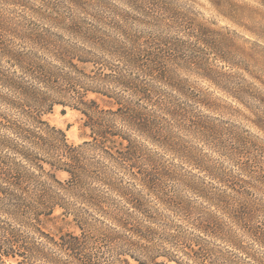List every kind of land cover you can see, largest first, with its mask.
<instances>
[{"label":"trees","instance_id":"obj_1","mask_svg":"<svg viewBox=\"0 0 264 264\" xmlns=\"http://www.w3.org/2000/svg\"><path fill=\"white\" fill-rule=\"evenodd\" d=\"M65 2L0 0V264H264V143L215 97L264 133L230 70L264 73L181 0Z\"/></svg>","mask_w":264,"mask_h":264},{"label":"rangeland","instance_id":"obj_2","mask_svg":"<svg viewBox=\"0 0 264 264\" xmlns=\"http://www.w3.org/2000/svg\"><path fill=\"white\" fill-rule=\"evenodd\" d=\"M59 1L63 3L65 9L70 6L65 0ZM108 1L114 2V0ZM56 2L57 0H51L53 4ZM180 3L192 8L199 14L201 21L214 24L212 27L218 30L221 37L227 41V50L234 57H230L233 64H238L239 67L249 64L255 76L262 80L264 73L262 71L264 69V0H181ZM219 50L224 51L222 47ZM230 71L244 78L258 93L264 95V87L258 79L252 78L241 68ZM191 80L198 83L200 88L213 91L209 84L195 78ZM215 97L222 98L226 106L232 105L241 113V115L235 112L234 115H226L223 117L226 122L247 130L249 135L258 137L264 143V133L260 132L251 122L255 120L253 115L241 105L231 104L230 100L221 94L216 93ZM250 104L264 112L263 103L251 101ZM47 120L51 125L64 130L73 144L78 145L90 139L89 130L84 127L83 115L75 109L56 107ZM59 177L64 179L66 176L59 174Z\"/></svg>","mask_w":264,"mask_h":264}]
</instances>
